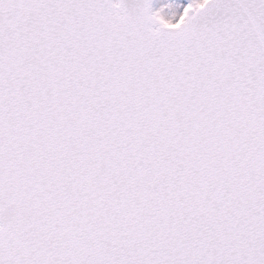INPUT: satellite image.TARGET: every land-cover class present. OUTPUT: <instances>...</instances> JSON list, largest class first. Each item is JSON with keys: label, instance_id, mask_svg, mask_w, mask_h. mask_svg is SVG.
Returning a JSON list of instances; mask_svg holds the SVG:
<instances>
[{"label": "snow or ice", "instance_id": "6c2138e0", "mask_svg": "<svg viewBox=\"0 0 264 264\" xmlns=\"http://www.w3.org/2000/svg\"><path fill=\"white\" fill-rule=\"evenodd\" d=\"M0 264H264V0H0Z\"/></svg>", "mask_w": 264, "mask_h": 264}]
</instances>
